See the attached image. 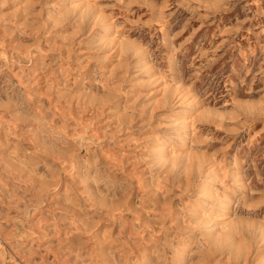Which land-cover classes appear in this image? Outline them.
Here are the masks:
<instances>
[{"label":"rangeland","instance_id":"rangeland-1","mask_svg":"<svg viewBox=\"0 0 264 264\" xmlns=\"http://www.w3.org/2000/svg\"><path fill=\"white\" fill-rule=\"evenodd\" d=\"M0 264H264V0H0Z\"/></svg>","mask_w":264,"mask_h":264},{"label":"bare ground","instance_id":"bare-ground-1","mask_svg":"<svg viewBox=\"0 0 264 264\" xmlns=\"http://www.w3.org/2000/svg\"><path fill=\"white\" fill-rule=\"evenodd\" d=\"M185 121H186V120H185ZM230 203H231V202H230ZM228 205H229V202H228ZM228 205H227V211H226V213H225L223 216H221V219H224V220H225V219H228V218H229V215H228V214H229V209H230L229 207H230V206H228ZM230 211H231V209H230ZM219 221H220V220H219ZM221 221H223V220H221Z\"/></svg>","mask_w":264,"mask_h":264}]
</instances>
